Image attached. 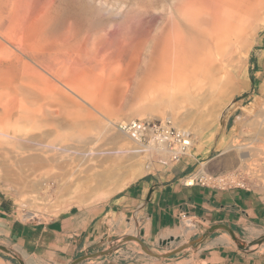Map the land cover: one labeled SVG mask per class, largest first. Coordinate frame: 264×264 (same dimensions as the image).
<instances>
[{
    "label": "rangeland",
    "instance_id": "rangeland-1",
    "mask_svg": "<svg viewBox=\"0 0 264 264\" xmlns=\"http://www.w3.org/2000/svg\"><path fill=\"white\" fill-rule=\"evenodd\" d=\"M178 3L0 0V197L18 219L103 211L158 165L174 164L166 151L141 149L121 130L135 120H170L191 134L189 154L203 157L202 171H240L264 197V8L237 7L235 18L209 29L206 55L193 63L198 75L191 71L181 89L165 91L149 68L162 24L180 20ZM15 74L27 87L10 84ZM71 81L77 86L65 88ZM194 221L183 241L148 247L132 219L70 264L82 257L76 264H176L195 250ZM0 245L14 251L4 236ZM246 245L264 252V233ZM0 258L22 264L15 251L0 250Z\"/></svg>",
    "mask_w": 264,
    "mask_h": 264
},
{
    "label": "crops",
    "instance_id": "crops-1",
    "mask_svg": "<svg viewBox=\"0 0 264 264\" xmlns=\"http://www.w3.org/2000/svg\"><path fill=\"white\" fill-rule=\"evenodd\" d=\"M17 70L15 67L13 72ZM16 78L17 74L10 84L19 81L27 87ZM65 83V88L77 86L75 81ZM63 95L77 102L66 90ZM195 154L184 155L172 165H158L114 195L97 213L69 210L47 222L25 223L0 197V236L21 256L23 264H70L84 251H99L115 231L128 229L132 219L148 247L165 245L167 240L183 241V217L188 215L197 222L196 238L188 235L195 250L176 264H264V252L243 246L264 233V197L253 187L186 184L188 175L203 165V157ZM0 264L12 263L0 258Z\"/></svg>",
    "mask_w": 264,
    "mask_h": 264
},
{
    "label": "bare ground",
    "instance_id": "bare-ground-1",
    "mask_svg": "<svg viewBox=\"0 0 264 264\" xmlns=\"http://www.w3.org/2000/svg\"><path fill=\"white\" fill-rule=\"evenodd\" d=\"M178 4L180 20H171V18L169 22L162 24L158 34L157 54L153 53L156 55V58H152L154 64L149 68L157 72L159 84L165 91L171 87L176 90L181 89L184 78L188 76V73L191 71L195 73V76L198 75L199 67L196 65L194 66L193 63L195 59L199 57L198 55H206L209 29L218 28L219 25L217 23L221 20H231L235 18V10L237 7L249 4L253 7L251 8L252 10L264 8V0H179ZM182 21L186 22L188 25L182 24ZM254 39L255 38H253V40ZM51 41L53 40L51 39ZM203 58L204 61L205 57ZM208 63H210V61ZM260 94L264 95V89L260 91ZM124 186L125 183L117 187L116 190ZM35 215L34 212L28 211V216L32 217ZM192 226H194V224L188 220L183 224L186 231Z\"/></svg>",
    "mask_w": 264,
    "mask_h": 264
},
{
    "label": "built area",
    "instance_id": "built-area-1",
    "mask_svg": "<svg viewBox=\"0 0 264 264\" xmlns=\"http://www.w3.org/2000/svg\"><path fill=\"white\" fill-rule=\"evenodd\" d=\"M121 130L126 131L141 149L156 147L166 151L170 161L177 163L184 155L189 154L193 139L190 133L178 129L170 120H135L120 125ZM166 163V162H164ZM186 184L211 185L217 188H244L251 186L240 171H232L214 175L201 169L188 175ZM189 222L195 223V219L184 215Z\"/></svg>",
    "mask_w": 264,
    "mask_h": 264
},
{
    "label": "water",
    "instance_id": "water-1",
    "mask_svg": "<svg viewBox=\"0 0 264 264\" xmlns=\"http://www.w3.org/2000/svg\"><path fill=\"white\" fill-rule=\"evenodd\" d=\"M166 243H167V242H166ZM0 250L3 251V252L9 253V254H13V253H14V251H12V250H10V249H8L7 247L2 246V245H0ZM81 259H84V257L80 258L79 260H81ZM79 260L73 262L72 264H76ZM21 263L23 264L22 261H21Z\"/></svg>",
    "mask_w": 264,
    "mask_h": 264
}]
</instances>
